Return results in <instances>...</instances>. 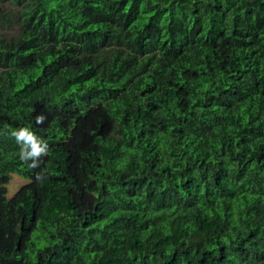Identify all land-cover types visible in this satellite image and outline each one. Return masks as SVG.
Returning <instances> with one entry per match:
<instances>
[{
  "label": "trees",
  "instance_id": "1",
  "mask_svg": "<svg viewBox=\"0 0 264 264\" xmlns=\"http://www.w3.org/2000/svg\"><path fill=\"white\" fill-rule=\"evenodd\" d=\"M0 264H264V0H0Z\"/></svg>",
  "mask_w": 264,
  "mask_h": 264
},
{
  "label": "clouds",
  "instance_id": "2",
  "mask_svg": "<svg viewBox=\"0 0 264 264\" xmlns=\"http://www.w3.org/2000/svg\"><path fill=\"white\" fill-rule=\"evenodd\" d=\"M43 117H37V120H42ZM17 141L22 143L21 158L38 157L41 153L47 150V143L37 139V137L27 128H22L13 133ZM37 161L33 159L32 166H35Z\"/></svg>",
  "mask_w": 264,
  "mask_h": 264
},
{
  "label": "rangeland",
  "instance_id": "3",
  "mask_svg": "<svg viewBox=\"0 0 264 264\" xmlns=\"http://www.w3.org/2000/svg\"><path fill=\"white\" fill-rule=\"evenodd\" d=\"M25 182L26 181L21 179L19 176L12 175L11 180L7 185V197H11L18 190L20 186L25 184Z\"/></svg>",
  "mask_w": 264,
  "mask_h": 264
}]
</instances>
